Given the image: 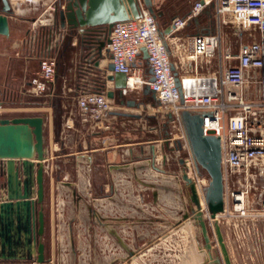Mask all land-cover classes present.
Here are the masks:
<instances>
[{"label":"water","instance_id":"1","mask_svg":"<svg viewBox=\"0 0 264 264\" xmlns=\"http://www.w3.org/2000/svg\"><path fill=\"white\" fill-rule=\"evenodd\" d=\"M142 2L155 14L152 0ZM12 10L9 0H0V33L9 32L8 15ZM54 13L58 17L59 25H67L72 33L79 32L85 46L100 56L112 23L118 19L138 16L140 3L139 0H58L54 3ZM104 30L106 34L105 38H102L100 34ZM169 30V24L165 29L160 28L161 33ZM92 38H96L95 43ZM141 51L142 58L147 63L146 47L141 46ZM17 58L21 62L26 59L25 56L9 55V68L1 87L2 98L14 102L17 100L28 104L54 106L57 96L64 91V78L57 67L53 77L45 82L43 90L35 93L28 89L32 73L24 68L17 70ZM35 59V67L38 68L40 57ZM106 68L110 71L105 73V77L113 79L114 87L122 95L126 73L113 70L111 61L107 62ZM147 71L151 72L149 65ZM10 74L17 77L11 78ZM148 76L153 77L151 74ZM175 76L178 84V76ZM142 90L150 92L158 101L148 83L143 84ZM106 93L112 95L114 89H106ZM127 102L132 103L134 100L127 99ZM203 112L182 108L180 118L196 163L209 175L203 187V194L209 215L213 217V231L220 253L213 254L211 251L206 218L202 214L192 177L184 167L178 174L164 172L154 165L155 151L152 147L149 157L131 163L110 164L112 169L126 173L129 183L136 185V189L131 187L127 190L130 196L123 201L128 207L127 211H112L106 221L105 216L97 211L94 205L81 203L77 220L78 228L83 229L84 236L79 232L75 248L73 238L69 235L70 264H133L134 261L137 264H149L142 258V254L155 247L158 240L172 234L178 236L176 234L181 231L185 245L182 251H178L173 264H232L216 215L223 210L225 201L220 137L216 133L203 131ZM168 115L171 117L170 111ZM44 119L43 112L0 115V258H28L32 260L31 264H44L46 261L44 241L41 239L44 228L43 159L47 151L44 142ZM178 160L182 162L183 159L180 156ZM139 169L141 173H138ZM181 179L188 185V197L192 201L189 206L184 200ZM145 189L151 191L150 200L144 199ZM76 195L79 204V199L84 197L77 192ZM110 199L117 200L114 196H110ZM191 218L199 224L203 245L196 244L194 231L191 229ZM100 229L107 230L111 237H102Z\"/></svg>","mask_w":264,"mask_h":264},{"label":"crops","instance_id":"2","mask_svg":"<svg viewBox=\"0 0 264 264\" xmlns=\"http://www.w3.org/2000/svg\"><path fill=\"white\" fill-rule=\"evenodd\" d=\"M42 1L47 4L39 7L41 10L37 12V16H32V21L41 23L40 38L46 41V47H55L56 50L60 51L56 55V67L63 75L64 91L57 96L54 106L28 103L20 105L11 100L4 102L0 98V115L10 116L13 114V110L19 108L34 110L31 113L43 112L45 115L44 142L47 151L43 159L44 228L41 237L48 239L46 246L51 252L56 251L57 264H70V258L66 261L68 254H70L69 235L73 238L75 248L79 232L81 236H84L83 229L79 230L78 228L77 220L78 209L82 202L94 205L96 210L105 216L106 221H108V215L112 211L122 213L128 210L123 201L130 196L127 190L131 187L136 189V185L129 183V177L126 173L112 169L111 163H131V161L149 157L153 147L155 151L153 154L154 165L164 172L174 173L178 171L180 174L181 165L176 170L172 162V159L176 158L178 161V152L176 143L172 141L174 138L169 139L167 137L169 131L175 128L168 115V110L162 108L158 102L156 106H152V109H147L149 115L159 116L158 118L152 122L141 118L138 111L139 106L149 107V103L153 105L151 99L155 98L151 96L150 92H143V85L129 87L122 95L117 92L113 79L105 77V73L110 71L106 68L107 62L110 61L106 45L102 47V55L98 56L92 53L91 48L86 47L81 40L79 32L72 33L67 25H59L58 17L56 21L53 13L54 8L48 5L49 1L47 2V0L31 1L29 2L30 5L27 6H20V3L11 4L15 12L20 13L26 9L38 8L36 4ZM208 4L213 6L212 3ZM214 24L213 15V29ZM5 36L7 35L0 33V40H4ZM237 37L239 43L240 37L238 35ZM16 42L18 43L15 39L12 40V44ZM165 42L171 60L177 64V70L181 71V55L177 54L166 37ZM237 48L232 50L225 45L222 49L220 40V45L215 54L204 58L205 68L199 72L213 71L220 66L224 67L236 62L234 57H225L224 53L226 51L236 52ZM0 54H4V52L0 50ZM7 54L0 60V81H3L9 68V55ZM176 54L177 56H175ZM96 58L97 63H95ZM230 58H234V60ZM140 61L142 59L137 60L138 66ZM143 61L142 63H146L145 60ZM147 66L146 63L144 75H148ZM195 69L197 70L196 67ZM10 77L16 78L17 76L10 74ZM109 88L114 89L112 95L106 93V89ZM251 88L254 95H257L254 83L251 84L250 90ZM89 89L103 90L108 96L110 105L98 118L90 116L77 103L78 95ZM132 89L137 92L141 89L142 94H148L147 99L150 100L142 99L136 92L128 93ZM127 99H133L134 102L129 103ZM138 173H141V169L138 170ZM256 174L259 176L255 179ZM64 181H70V183L67 184ZM231 181L233 187H246L244 190V199L246 197L243 201L244 207L254 215H264V200L258 204L252 203L248 199L247 193L249 186L254 182L264 187V164L251 167L249 174L239 173V180L231 179ZM76 192L84 197L79 199V204L76 199ZM110 196H114L117 200H111ZM262 221L264 228V217ZM192 226H194V222H191ZM99 232L104 238L111 237L105 229H100ZM196 242L200 241L196 240Z\"/></svg>","mask_w":264,"mask_h":264},{"label":"built area","instance_id":"3","mask_svg":"<svg viewBox=\"0 0 264 264\" xmlns=\"http://www.w3.org/2000/svg\"><path fill=\"white\" fill-rule=\"evenodd\" d=\"M10 3L31 2L36 0H9ZM56 0H49L53 6ZM140 14L115 20L109 30L106 42L113 70L126 73V83L122 91L144 83L154 90L159 105L171 112L170 120L174 130L168 138L176 144L178 162L198 186L203 194L200 166L195 161L183 123L180 109L203 110L202 128L204 132H213L220 137L221 166L223 181L239 180V173L249 174L251 167L264 164V0H194L182 15H175L169 25L170 30L160 32L154 14L139 0ZM208 3L213 4L214 29L198 30L190 34V50L187 57L197 61L215 54L221 40V22L224 14L236 25L240 37L236 52L226 51L225 57H234L236 62L220 66L209 72L197 70H177V64L171 60L164 42L169 32L182 27L190 18L195 17ZM243 30L249 36L241 38ZM254 31H257L255 34ZM141 46L147 50V64L153 77L136 72L137 60L142 59ZM196 64V63H195ZM56 56L49 52L40 55L39 67L31 75L30 91L41 92L45 82L53 77ZM138 74L134 83H128L130 73ZM178 76V84L176 76ZM255 84V98L248 96L250 85ZM79 107L90 116L98 118L110 105L107 94L100 89L83 91L77 97ZM178 140V141H177ZM179 142V145H178ZM234 173V176L230 175ZM208 181V180H207ZM196 187V185H195ZM246 187L235 186L230 190L232 206L240 213L244 212L243 200L238 193ZM226 210L225 201L222 214ZM206 218V217H205ZM206 222H209L206 218ZM20 261L23 258H19ZM23 264V262H21ZM32 260L28 259V264Z\"/></svg>","mask_w":264,"mask_h":264},{"label":"rangeland","instance_id":"4","mask_svg":"<svg viewBox=\"0 0 264 264\" xmlns=\"http://www.w3.org/2000/svg\"><path fill=\"white\" fill-rule=\"evenodd\" d=\"M49 0H47L48 2ZM194 0H152L153 12L155 13V19L159 25V28L163 29L166 25H168L175 15H182L184 14ZM44 1L36 4L38 8L32 10H24L20 13H16L15 9L13 8L12 4V12L9 14V32L5 36L4 40H0V50L4 52V54H0V60L7 55H16V57L25 56V61L21 62L16 59V69L19 70L24 68L26 71L31 73L34 72L37 68L35 67V58L40 57L42 53L49 52L52 55H57L58 50L55 47H46V41L40 38V30H41V23L36 21L33 22L32 16L36 15L37 12L41 9L43 5L47 3H43ZM15 5V3H14ZM30 5L28 1H23L20 3V6H27ZM209 5V4H208ZM208 6H205L195 17L190 18L182 27L178 30L172 32L169 35H166V39H168V43L177 51V54L181 55V71L185 69H192L198 71H202L205 68L204 58L197 56V61L195 62L194 59L187 57V53L189 52V37L192 32L197 30H202L201 25L206 21L208 13H211L213 9H207ZM54 13V9H53ZM37 16V15H36ZM54 16H57L54 13ZM236 25L229 19V16L225 13L224 14V21L221 23V48L224 49V46H228V48L235 50L237 48L238 37L236 35ZM257 34V31H254ZM106 30L102 32L100 37L105 38ZM2 37V36H1ZM247 31L243 30V39H248ZM15 39L18 41L15 44H12V40ZM107 39H105L104 45H106ZM174 50V51H175ZM177 54L175 56H177ZM57 57V56H56ZM141 60L139 57L138 60ZM233 59L234 58H230ZM144 60V59H143ZM140 61V67L136 68V72H142L145 74L146 66L144 61ZM197 63V64H195ZM253 84V83H251ZM251 86V85H250ZM2 81H0V98L2 100L7 101L10 99L2 98L1 93ZM139 89V88H138ZM250 89V88H249ZM252 90V88H251ZM136 92L139 97L142 99H147L149 96L148 94H142L141 89L138 92L135 89L129 90L128 93ZM248 96L251 98H255L254 91L248 93ZM150 100V99H147ZM153 105L149 103V107L146 106H139V112L142 119H146L147 121L150 120L151 122L154 121L156 118L155 116H151L147 113V109H152V106H156L158 103L157 100L151 99ZM150 102V101H149ZM16 104L22 105V102L15 100ZM34 110L31 109H16L13 110L14 113H23V112H32ZM157 112V111H156ZM161 113V111H158ZM12 114V112H11ZM173 166L178 170L180 167V163L176 159H172ZM201 174L199 176L201 184L208 180L209 175L207 174L206 170L203 167H200ZM175 173H178L176 171ZM179 174V173H178ZM231 177L234 176V173L230 175ZM259 174H256L254 177L255 179L258 178ZM230 178V177H229ZM224 182V200L226 210L224 213H218L217 216L219 218L220 227L223 233V238L226 243V247L228 250V254L232 264H264V228H263V221L262 218L264 217L263 214H253L248 211L245 207L244 212L240 213L238 210H235L232 206V197L230 194V190L233 188L232 181L229 179ZM196 189L198 192L200 205L202 206L203 210L204 201L202 198V191L199 188V184L195 181ZM181 186H182V193L184 194V200L186 205L192 204V201L189 200L188 197V185L183 182L181 179ZM248 199L252 203H259L264 200V187L261 184H256V182L252 183L249 186L247 191ZM242 200L244 199L243 193ZM151 198V191L150 189L144 190V199L150 200ZM246 199V197H245ZM245 199L243 201H245ZM206 214L204 213V217ZM207 218V217H206ZM193 218H191V221ZM194 222V226L191 229H194V234L196 235L195 240H199L200 242H196V244L203 245V239L200 232L199 224L196 221ZM208 234L210 236L211 241V251L213 254L220 253L218 243L216 241V237L213 231L212 223L206 222ZM194 227V228H193ZM176 234L178 236L168 235L165 238L158 240L155 247H153L147 253L142 254V258L147 262L152 264H173V261H176L178 251H182L184 248L185 238L182 237V231ZM42 236V235H41ZM44 241V255L46 257V261L44 264H57V255L56 251L51 252L47 248L48 239L45 237H41ZM141 240H138L140 242ZM151 252V253H150ZM53 253V255H52ZM175 253V256H174ZM188 259V256H186ZM70 258V254H68L66 261ZM176 258V259H175ZM187 259L185 258L186 262ZM31 260V259H30ZM62 261V259H61ZM66 264V263H65ZM133 264H137L135 261ZM206 264V263H203ZM212 264V263H207Z\"/></svg>","mask_w":264,"mask_h":264},{"label":"bare ground","instance_id":"5","mask_svg":"<svg viewBox=\"0 0 264 264\" xmlns=\"http://www.w3.org/2000/svg\"><path fill=\"white\" fill-rule=\"evenodd\" d=\"M137 78H138V74L136 73V72H134V73H130L129 74V76H128V83H134V81L135 80H137ZM196 184V183H195ZM196 188V187H195ZM196 193H197V196H198V192H197V189H196ZM198 198H199V196H198ZM202 198H203V201H204V207H205V209L203 210V208H202V206H201V209H202V214H203V216H204V213L207 215H205L207 218H208V220L212 223L213 222V217H211L210 215H209V211L207 210V204H206V201H205V199H204V194H202ZM237 198L238 199H241L242 200V194H238L237 195ZM200 201V200H199ZM217 214H218V212H217ZM216 214V215H217ZM194 221V220H193ZM212 227H213V223H212ZM218 243V242H217Z\"/></svg>","mask_w":264,"mask_h":264},{"label":"trees","instance_id":"6","mask_svg":"<svg viewBox=\"0 0 264 264\" xmlns=\"http://www.w3.org/2000/svg\"><path fill=\"white\" fill-rule=\"evenodd\" d=\"M207 6H208L207 9H213V6L211 4H209ZM212 24H213V11L211 10V13H208L206 21L201 25L200 28H202V30H207L209 28L212 30L213 29ZM202 30H200V31H202ZM142 60H143V58H142ZM145 66H146V63H145Z\"/></svg>","mask_w":264,"mask_h":264},{"label":"flooded vegetation","instance_id":"7","mask_svg":"<svg viewBox=\"0 0 264 264\" xmlns=\"http://www.w3.org/2000/svg\"><path fill=\"white\" fill-rule=\"evenodd\" d=\"M92 42L95 43L96 38H92ZM21 262H23V264H27L28 258H23L22 261H20L19 259L15 260L14 258H0V264H22Z\"/></svg>","mask_w":264,"mask_h":264}]
</instances>
